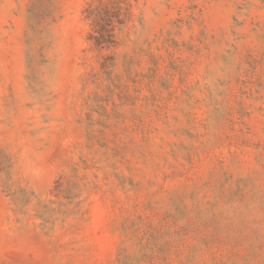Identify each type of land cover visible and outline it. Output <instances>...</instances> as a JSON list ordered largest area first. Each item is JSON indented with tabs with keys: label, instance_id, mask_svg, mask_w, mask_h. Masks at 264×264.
<instances>
[{
	"label": "rangeland",
	"instance_id": "374dc122",
	"mask_svg": "<svg viewBox=\"0 0 264 264\" xmlns=\"http://www.w3.org/2000/svg\"><path fill=\"white\" fill-rule=\"evenodd\" d=\"M0 264H264V0H0Z\"/></svg>",
	"mask_w": 264,
	"mask_h": 264
},
{
	"label": "trees",
	"instance_id": "16d2710c",
	"mask_svg": "<svg viewBox=\"0 0 264 264\" xmlns=\"http://www.w3.org/2000/svg\"><path fill=\"white\" fill-rule=\"evenodd\" d=\"M94 24L97 26L95 33L97 36H94L95 45L102 48L104 45H107L111 42L112 39V29L114 26L113 16L111 14L107 15V18L103 20L102 14L93 16ZM105 22V24L103 23Z\"/></svg>",
	"mask_w": 264,
	"mask_h": 264
}]
</instances>
